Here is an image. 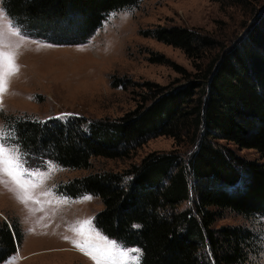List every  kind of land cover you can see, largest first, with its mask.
Listing matches in <instances>:
<instances>
[{
  "label": "trees",
  "instance_id": "trees-1",
  "mask_svg": "<svg viewBox=\"0 0 264 264\" xmlns=\"http://www.w3.org/2000/svg\"><path fill=\"white\" fill-rule=\"evenodd\" d=\"M140 1L1 0L25 35L57 45L88 42L109 14ZM252 13L253 21L228 45L201 28L140 30L182 49L195 70L177 65L182 76L177 82L140 84L146 89L142 101L117 118L2 115L3 141L17 146L34 168L53 162L89 169L94 157L127 158L153 137H172L189 152L152 151L122 171H95L62 182L57 190L69 198L98 197L103 208L94 215L95 227L142 250L140 264H256L263 250L257 230L246 224L214 226L224 210L247 219L264 216V162L220 143L255 149L264 158V5ZM128 82L115 77L112 84L127 88ZM184 202L189 205L180 208ZM23 239L18 218L0 223V264Z\"/></svg>",
  "mask_w": 264,
  "mask_h": 264
},
{
  "label": "rangeland",
  "instance_id": "rangeland-1",
  "mask_svg": "<svg viewBox=\"0 0 264 264\" xmlns=\"http://www.w3.org/2000/svg\"><path fill=\"white\" fill-rule=\"evenodd\" d=\"M263 5L264 0H141L137 6L109 14L88 42L77 45L52 44L25 34L24 37L12 36L10 30L5 29V42L18 52L16 62L20 70L11 79L7 93L0 96V137H3L5 121L2 115H28L38 119L74 114L90 119L124 115L142 101L146 89L140 84L145 81L162 85L177 82L182 77L177 65L188 71L195 70L194 61L182 49L144 36L140 30L157 25L201 28L228 45L253 21L252 9L256 7L259 11ZM0 10L5 13L1 0ZM156 55L164 59L163 62L152 60ZM115 77H125L131 82L127 88L114 87ZM0 143L5 142L0 139ZM220 143L246 159L264 162L255 149L241 148L225 140ZM8 145L19 150L15 145ZM174 148L184 153L190 150L187 145L177 144L172 137L158 136L135 149L127 158L94 157L89 169H70L53 162L44 168H34L19 150L23 168L34 174L25 176L30 180L28 194L32 199L22 200L24 191L6 175L2 177L0 223L11 224L16 217L24 232L22 245L2 264H94L86 254L87 248L81 251L76 243H100L93 218L103 205L92 195L78 198L61 195L57 186L99 170L122 171L132 163H139L152 151ZM37 200L39 203L35 202ZM187 205L189 202H184L180 208ZM88 220L92 223L84 226L83 235H78L74 229ZM240 224L251 226L262 236L263 250L255 261L264 264V216L247 219L224 210L214 226Z\"/></svg>",
  "mask_w": 264,
  "mask_h": 264
},
{
  "label": "snow or ice",
  "instance_id": "snow-or-ice-1",
  "mask_svg": "<svg viewBox=\"0 0 264 264\" xmlns=\"http://www.w3.org/2000/svg\"><path fill=\"white\" fill-rule=\"evenodd\" d=\"M4 20H7L8 23L4 24ZM5 29L10 30L12 36L24 37V33L6 16L3 10H0V96L7 93L11 79L20 70L16 62L18 52L12 50L10 45L5 42ZM0 139H3V137H0ZM26 174L28 177L34 175L23 168L19 150L11 148L7 143H0V183H3V176L9 177L17 187L24 191L25 195L22 200L32 199L28 194L30 180L25 178ZM31 187L34 188L37 185L31 184ZM86 199H91V197ZM35 202L39 203L38 200ZM91 223L90 220L84 221L74 231L78 235H83L84 226ZM96 235L100 243L91 244L89 242L87 245L76 243V247L80 248L81 251H85L87 248L86 254L90 256L94 264H140L142 250L125 248L120 242L110 240L98 230Z\"/></svg>",
  "mask_w": 264,
  "mask_h": 264
}]
</instances>
